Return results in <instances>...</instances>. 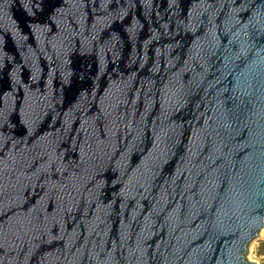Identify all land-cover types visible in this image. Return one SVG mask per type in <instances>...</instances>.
<instances>
[{"label":"water","instance_id":"1","mask_svg":"<svg viewBox=\"0 0 264 264\" xmlns=\"http://www.w3.org/2000/svg\"><path fill=\"white\" fill-rule=\"evenodd\" d=\"M264 0H0V264H255Z\"/></svg>","mask_w":264,"mask_h":264},{"label":"rangeland","instance_id":"2","mask_svg":"<svg viewBox=\"0 0 264 264\" xmlns=\"http://www.w3.org/2000/svg\"><path fill=\"white\" fill-rule=\"evenodd\" d=\"M245 260L255 264H264V228L259 232L258 237L248 244Z\"/></svg>","mask_w":264,"mask_h":264}]
</instances>
